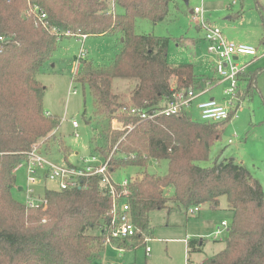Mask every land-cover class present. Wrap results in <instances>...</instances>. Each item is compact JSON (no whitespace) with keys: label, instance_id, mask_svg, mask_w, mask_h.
I'll list each match as a JSON object with an SVG mask.
<instances>
[{"label":"trees","instance_id":"trees-1","mask_svg":"<svg viewBox=\"0 0 264 264\" xmlns=\"http://www.w3.org/2000/svg\"><path fill=\"white\" fill-rule=\"evenodd\" d=\"M172 1L114 0L110 11L107 0H0V37L4 38L0 42V264H92L100 255V232L108 223L111 200L99 192L95 180L83 190L45 189L41 197L46 210L27 209L11 196L15 170L26 153L58 128L57 118L43 111L45 88L35 77L51 61L62 37L119 36L120 47L109 64L96 66L82 56L75 58L73 81L88 87L94 114L101 120H110L125 105L112 91L117 79L133 81L130 102L146 108L171 97L172 80L178 88L195 87L191 63H168L170 38L135 32L139 19L163 21ZM28 3L45 13L43 23L36 25L33 17L23 14ZM256 6L264 44V8L258 1ZM259 75H264V66L241 75L237 95L240 102L260 95L264 110ZM123 122L131 129L107 133L105 147L95 151L102 157L113 153L109 162L113 171L127 167L145 171L126 188L131 221L140 232L138 245L150 235L151 211L167 209L169 202L183 209L214 207L225 197L232 213L225 247L200 264H264L260 183L242 165L220 154L210 167L201 166L223 128L195 122L187 114ZM62 155L68 163L69 154ZM150 160L165 161L166 174L146 173ZM186 243L188 254L202 252L203 240ZM118 246L125 249L129 244Z\"/></svg>","mask_w":264,"mask_h":264},{"label":"rangeland","instance_id":"rangeland-1","mask_svg":"<svg viewBox=\"0 0 264 264\" xmlns=\"http://www.w3.org/2000/svg\"><path fill=\"white\" fill-rule=\"evenodd\" d=\"M256 1L264 8V0H173L163 21L151 23L139 19L135 23V32L139 35L170 38L168 63H191L196 76L193 84L197 88L195 91H198V87L208 89L200 100L215 98L222 102L228 82L220 81L215 74L214 57L207 51V44L203 39L206 30H196L197 25L192 22L190 11L202 6L207 26L222 32L229 42L256 48V58L239 57L236 61L239 65L249 62L244 69L248 73L264 66V44L260 42L261 19ZM107 2L110 11H113L114 0ZM22 11L26 14L27 10L23 8ZM178 39L180 40L177 41ZM120 40L119 36H86L83 39L75 36L62 37L56 44L51 61L37 73L36 80L45 88L43 111L58 120V128L53 134L38 141L46 159L58 164L66 163L62 155L66 153L69 154L67 161L71 164L80 157L99 155L95 149L105 147L107 133L122 132L111 128L110 120H101L94 114L93 99L88 87L73 81V71L78 63L75 58L82 56L96 66L107 65L120 47ZM133 85L131 80L117 79L112 85V91L123 103H131ZM257 87L264 98V75L257 77ZM73 91H76L75 95L72 94ZM261 102V97L257 94L252 100H245L240 104L237 118L224 125L221 137L210 147L208 160L201 166L210 167L220 154L221 158L233 159L232 161L242 165L264 189V110ZM191 114L193 121L203 123L195 107ZM113 117L120 122L115 127L126 125L119 118L118 112ZM72 121L77 122L76 129L72 127ZM228 140H232V144H228ZM166 171L165 161L150 160L146 167V173L153 176H163ZM144 172L133 167L120 168L112 172V179L120 184L125 179L142 177ZM26 175V165L21 163L15 170V186L11 189L12 198L20 203L26 200ZM54 187L53 183L43 181L35 187V193L42 195L45 189ZM167 206V209L154 210L148 214V253L145 252V246L138 245V242L131 245L129 250L127 247L130 245L127 246L122 252L101 245V254L93 259L92 264H200L223 250L227 227L222 229L217 239H213L212 234L220 227L221 222L228 226L232 222V213L225 197H221L214 207L208 204L198 206L199 212L195 214H189L187 209L173 202H169ZM191 239L204 241L201 253H187L186 242Z\"/></svg>","mask_w":264,"mask_h":264},{"label":"built area","instance_id":"built-area-1","mask_svg":"<svg viewBox=\"0 0 264 264\" xmlns=\"http://www.w3.org/2000/svg\"><path fill=\"white\" fill-rule=\"evenodd\" d=\"M234 4V2H232ZM203 8L194 7L191 10V20L197 25V29L204 28L206 33L203 37L207 44V51L214 57L213 70L220 81L228 82V87L224 90L225 99L222 102L216 101L215 98L200 100L208 89L198 87L196 92L195 87L178 88L175 81L171 83V97L163 101L158 106L143 107L135 106L131 103L123 105L118 112L120 119L129 118L135 122L143 120H151L159 116H179L187 114L191 117V110L195 107L199 113L200 120L204 124H217L219 127L237 118V111L242 102L239 101L238 88L243 75L244 69L248 63L239 65L236 61L239 57L256 58V48L229 42L222 32L213 29L205 24L203 19ZM27 17H33L35 23H43L46 17L45 13L36 5L28 3ZM69 34H66L68 36ZM82 39L85 36H80ZM4 38L0 37V42ZM251 62V61H250ZM78 68V63L75 69ZM75 74V73H74ZM73 95L76 91L72 92ZM48 115V113H46ZM192 119V117H191ZM193 120V119H192ZM119 120L115 117L110 119L111 128L116 130L131 129L130 124L118 126ZM71 125L74 129L78 124L72 121ZM76 135V134H75ZM228 144H232V140H228ZM113 153L108 157L91 154L88 157H80L76 162L70 163H55L48 159L36 144L26 153V158L22 162L26 165V181L27 188L25 191L26 200L23 203L27 209H35L42 206V210L47 209L46 202L41 195L35 193V187L41 182L49 181L55 185V190H83L87 189L89 183L93 180L97 182L99 192L110 198L111 207L108 212V223L101 229L103 245L112 247L119 252L125 251L124 248H119L118 243L127 242L129 245L137 243V237L140 232L131 221L130 209L126 202L127 186L133 178L123 180L120 184H116L112 179V168L109 164ZM21 166V164L19 165ZM18 166V167H19ZM189 214L199 212V207L195 206L187 209ZM45 222V220H42ZM227 230L229 226L225 222H221L220 227H217L213 232V239H217L223 228ZM136 241V242H135ZM149 242L148 237L142 238V243L145 246V252H149V247L146 243Z\"/></svg>","mask_w":264,"mask_h":264},{"label":"crops","instance_id":"crops-1","mask_svg":"<svg viewBox=\"0 0 264 264\" xmlns=\"http://www.w3.org/2000/svg\"><path fill=\"white\" fill-rule=\"evenodd\" d=\"M183 1H185V2H187V0H183ZM191 12V11H190ZM196 30H198V29H196ZM172 65V64H171ZM75 68H74V71H73V73H75ZM47 113V112H46ZM49 114V113H48ZM224 127V126H223ZM77 155V154H76ZM236 162V161H235ZM255 178V177H254ZM256 179V178H255ZM257 180V179H256ZM259 182V181H258ZM260 183V182H259ZM260 185H261V183H260ZM261 187H262V190L264 191V189H263V186L261 185ZM55 188V187H54ZM53 189V188H52ZM108 246H106V248H107ZM224 247H225V245H224ZM105 248V249H106ZM101 254V253H100ZM98 257V256H97Z\"/></svg>","mask_w":264,"mask_h":264},{"label":"water","instance_id":"water-1","mask_svg":"<svg viewBox=\"0 0 264 264\" xmlns=\"http://www.w3.org/2000/svg\"><path fill=\"white\" fill-rule=\"evenodd\" d=\"M231 161L233 160V159H230Z\"/></svg>","mask_w":264,"mask_h":264}]
</instances>
